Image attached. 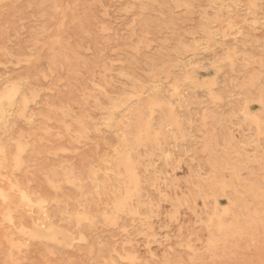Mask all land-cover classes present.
<instances>
[{"label": "rangeland", "instance_id": "rangeland-1", "mask_svg": "<svg viewBox=\"0 0 264 264\" xmlns=\"http://www.w3.org/2000/svg\"><path fill=\"white\" fill-rule=\"evenodd\" d=\"M0 62V97L10 118L0 119V142L24 143L30 170L100 174L125 135L139 172L153 184L140 220L96 227L93 248L105 251L101 258L71 241L69 230L55 258L32 244L18 264H264V0H0ZM10 88L17 95L8 104ZM132 109L138 110L133 118ZM60 111L74 116L71 125ZM135 122L149 128L138 133ZM139 137L144 146L136 145ZM87 183L57 190L61 205ZM53 204L46 220L52 224Z\"/></svg>", "mask_w": 264, "mask_h": 264}, {"label": "bare ground", "instance_id": "bare-ground-1", "mask_svg": "<svg viewBox=\"0 0 264 264\" xmlns=\"http://www.w3.org/2000/svg\"><path fill=\"white\" fill-rule=\"evenodd\" d=\"M135 1V0H134ZM133 2V1H132ZM129 3V2H128ZM154 3V2H152ZM182 3V1H181ZM256 3V2H255ZM225 4V3H224ZM183 6V5H182ZM228 6V5H227ZM195 7V6H194ZM218 7V6H217ZM222 7V6H221ZM188 9H190L189 7H187ZM248 8V7H247ZM255 8V7H254ZM192 10V9H191ZM253 10V9H252ZM106 11V10H105ZM194 11V10H193ZM208 14V13H207ZM225 16V15H224ZM205 17V16H204ZM211 17V16H210ZM260 17V16H259ZM213 18V16H212ZM220 18V17H219ZM219 20V19H218ZM224 21V20H223ZM253 21V20H252ZM225 22V21H224ZM231 22V21H230ZM244 23V22H243ZM222 24V22H221ZM248 24V23H247ZM246 24V25H247ZM250 24V23H249ZM214 25V24H213ZM228 25V24H227ZM232 25V24H231ZM252 25V24H251ZM201 28V27H200ZM205 29V28H204ZM207 29V28H206ZM143 30V29H142ZM150 30V29H149ZM145 31V30H144ZM239 31V30H238ZM257 32V30H255ZM146 32V31H145ZM219 32V31H218ZM259 32V30H258ZM255 33V32H254ZM142 34V33H141ZM257 34V33H256ZM195 35V34H194ZM230 36V35H229ZM226 37V36H225ZM142 38V37H141ZM179 38V37H178ZM224 38V37H223ZM258 38V36H257ZM177 41V40H176ZM182 41V40H181ZM180 41V42H181ZM185 44V43H184ZM221 44V43H220ZM260 44V43H259ZM191 45V44H190ZM194 45V44H193ZM199 45V44H198ZM216 45V44H215ZM179 47V46H178ZM197 48V47H196ZM200 49V48H198ZM212 49V48H211ZM197 50V49H196ZM138 51V50H137ZM186 51V50H185ZM8 53V52H7ZM4 54V53H3ZM2 54V55H3ZM227 55V54H226ZM233 55V54H232ZM11 56V55H10ZM243 56V55H242ZM192 57V56H191ZM234 57V56H233ZM6 58V57H5ZM4 58V59H5ZM12 58V57H11ZM10 58V59H11ZM226 59L229 60L228 57H225ZM3 59V61H5ZM30 59V58H29ZM225 59V60H226ZM240 59V58H239ZM218 60V59H217ZM242 60V59H241ZM227 61V60H226ZM220 62V61H219ZM237 62V61H236ZM1 63V62H0ZM3 63V62H2ZM179 63V62H178ZM237 64V63H236ZM2 65V64H1ZM9 65V64H8ZM4 67V65H3ZM106 67V66H105ZM238 67V66H237ZM222 68V66H221ZM220 68V69H221ZM177 70V69H176ZM185 70V69H184ZM52 71V70H50ZM110 71V70H109ZM35 72V71H34ZM134 74V73H133ZM192 74V73H191ZM239 74V73H238ZM1 75V74H0ZM45 75V74H44ZM94 75V74H93ZM120 76L122 75V73L119 74ZM10 76V75H9ZM95 76V75H94ZM123 76V75H122ZM2 77V76H1ZM7 77V76H6ZM127 77V76H125ZM3 78V77H2ZM1 78V80H2ZM8 78V77H7ZM47 78V77H46ZM129 78V77H128ZM133 78V77H131ZM94 79V78H93ZM109 79V78H108ZM121 79V78H120ZM125 79V78H124ZM225 79V77H224ZM132 80V79H131ZM134 80V79H133ZM242 80V79H241ZM194 81V80H193ZM5 82V81H4ZM206 82V80H205ZM12 83V82H10ZM9 83V85H10ZM178 83V82H177ZM197 83V82H196ZM195 83V84H196ZM95 84V83H94ZM205 84V83H204ZM92 85V84H91ZM214 85V83H213ZM93 86V85H92ZM95 86V85H94ZM12 87V85L10 86ZM15 87V86H14ZM198 87V86H197ZM195 87V88H197ZM207 87V85H206ZM211 87V86H210ZM260 87V86H259ZM18 88V87H16ZM15 88V89H16ZM95 88V87H93ZM124 88V87H123ZM130 88V87H129ZM158 88V87H157ZM203 88V87H201ZM7 89V88H6ZM10 88V92H11ZM14 89V88H13ZM12 89V90H13ZM33 89V88H32ZM100 89V88H98ZM151 89V88H150ZM19 90V89H18ZM46 91V89H44ZM212 90V89H211ZM5 91V90H4ZM39 91V90H38ZM41 91V90H40ZM152 91V90H151ZM198 92V90H196ZM210 91V88H209ZM1 92V91H0ZM6 92V91H5ZM104 92V91H103ZM123 92V91H122ZM144 92V91H143ZM154 92V90L152 91ZM174 92L175 89H174ZM201 92V91H199ZM212 92V91H211ZM9 93V92H6ZM5 93V94H6ZM13 93V94H12ZM12 96H5V99L8 104H10L9 102L12 101V97H15V95H17L16 91L13 90L12 91ZM36 95V92H34ZM40 93V92H39ZM150 93V91H149ZM214 93V92H213ZM3 94V95H5ZM30 94V93H28ZM127 94V93H126ZM154 94V93H151ZM166 94V93H165ZM171 94V93H170ZM169 94V95H170ZM178 94V93H177ZM218 94V93H217ZM40 95V94H38ZM131 95V94H130ZM136 95V94H135ZM133 97H136V96ZM148 95V94H147ZM145 94V96H147ZM156 95V94H155ZM161 95V94H160ZM159 95V97H160ZM209 95V94H208ZM224 95V94H223ZM126 96V95H125ZM142 96V95H141ZM144 96V95H143ZM171 96V95H170ZM212 97V95H209ZM209 96L208 99H209ZM23 97V96H22ZM218 97V96H217ZM3 97H0V119H2L5 123H7L8 118H9V110L7 108H5V106H3L2 103V99ZM17 98V97H16ZM24 98V97H23ZM32 98V97H31ZM36 98V97H35ZM113 98V97H112ZM128 98V97H126ZM141 98V97H140ZM161 98V97H160ZM239 98V97H238ZM2 99V100H1ZM19 99V98H18ZM17 99V100H18ZM33 99V98H32ZM37 99V98H36ZM35 99V100H36ZM96 99V98H95ZM129 99H131L129 97ZM135 99V98H134ZM137 99V97H136ZM216 99V100H215ZM212 99L211 101H218L219 102V98H215ZM15 100V99H14ZM34 100V101H35ZM40 100V99H39ZM128 100V99H127ZM133 100V99H132ZM150 100V99H149ZM163 100V99H162ZM260 100V98H259ZM27 101L26 98L25 100L23 99V102ZM33 101V102H34ZM37 101V100H36ZM96 101V100H95ZM41 102V101H39ZM84 102V101H83ZM178 102V101H177ZM224 102V101H223ZM247 102V101H246ZM28 103V102H26ZM24 103V104H26ZM30 103V102H29ZM38 103V102H37ZM42 103V102H41ZM93 103V102H92ZM98 104V99L97 102H95ZM220 103V102H219ZM258 103V102H257ZM5 104V103H4ZM7 104V105H8ZM13 104V103H12ZM17 104V101H16ZM19 104V103H18ZM17 104V105H18ZM21 104L22 101H21ZM20 104V105H21ZM97 104L96 107L93 106V111L94 107L97 108ZM103 104V103H101ZM100 101H99V105ZM120 104V103H119ZM246 105V103H244ZM262 104V103H261ZM15 105V104H14ZM28 105V104H27ZM25 105V106H27ZM92 105V104H91ZM98 105V106H99ZM153 105V104H152ZM169 105V103H168ZM9 106V105H8ZM13 106V105H12ZM50 106V104H49ZM46 104L47 108L49 107ZM55 106V105H54ZM53 106V107H54ZM105 105L103 104V106L101 108H103ZM154 106V105H153ZM249 106V105H248ZM10 107V106H9ZM20 107V106H19ZM22 107V106H21ZM20 107V108H21ZM28 107V106H27ZM52 107V105L50 106ZM49 107V108H50ZM64 107V106H63ZM246 107V106H245ZM244 107V108H245ZM18 108L16 111H19ZM24 108V105H23ZM26 108V107H25ZM24 108V109H25ZM99 108V107H98ZM114 108V107H113ZM149 108V106H148ZM13 109V108H12ZM11 109V110H12ZM16 109V107H15ZM14 109V110H15ZM24 109H23V114H24ZM30 109V108H28ZM68 109V107H67ZM104 109V108H103ZM169 109V108H168ZM173 109V108H172ZM22 110V109H21ZM26 110V109H25ZM57 110V106L56 109ZM62 110V109H60ZM149 110V109H148ZM161 110V109H160ZM171 110V109H169ZM48 111H52V110H48ZM54 111V109H53ZM63 111V110H62ZM66 111V109H65ZM70 111V110H69ZM68 111V115L69 113L71 114V112ZM98 111V110H97ZM103 111V110H102ZM126 111V110H125ZM27 112V111H26ZM30 112V111H29ZM64 112V111H63ZM63 112L60 111V114H62ZM83 112V111H82ZM96 112V111H95ZM127 112V111H126ZM171 112V111H170ZM203 112V111H202ZM20 113V112H19ZM39 113L38 111L36 112V115ZM67 113V112H65ZM63 113V117L64 120L68 121L69 120H73L72 118H74V116H71L69 118L66 117V114ZM99 113V112H98ZM111 113V112H110ZM131 116L132 118L134 116H136L138 114V110L137 109H132L131 110ZM150 113H152L150 111ZM245 113V112H244ZM11 114V113H10ZM14 114V113H13ZM12 114V115H13ZM27 114V113H26ZM30 114V113H29ZM32 114V113H31ZM35 114V112H34ZM43 112L41 113L40 116H42ZM56 114V113H55ZM65 114V115H64ZM84 114V113H82ZM240 114V113H239ZM16 115V113L14 114ZM46 115V114H45ZM54 115V114H52ZM85 115L87 116V113H85ZM95 115V114H94ZM102 114H100L99 116L101 117ZM111 115V114H110ZM20 116V115H19ZM27 116V115H25ZM31 115H28V121L31 122V120L33 119L32 117H30ZM32 116L34 117L35 115L32 114ZM62 116V115H61ZM70 116V115H69ZM83 115H81L82 117ZM89 116V115H88ZM106 116V115H104ZM11 117V116H10ZM13 117V116H12ZM21 117V116H20ZM32 118L30 120V118ZM43 117V116H42ZM47 117V116H46ZM85 117V116H84ZM92 117V116H91ZM113 117V115H111V118ZM243 117V116H242ZM19 118V117H17ZM24 118V116H23ZM48 118V117H47ZM50 118V116H49ZM66 118V119H65ZM71 118V119H70ZM80 118V117H79ZM87 118V117H86ZM97 118V117H96ZM106 118V117H105ZM110 118V116L108 117ZM203 118V117H202ZM10 119V118H9ZM12 119V118H11ZM16 119V118H15ZM22 119V118H20ZM34 118V121H36ZM42 119H46V118H42ZM81 119V118H80ZM85 119V118H84ZM83 119V120H84ZM90 120V118H88ZM100 119V118H99ZM104 119V118H103ZM118 119V118H115ZM125 119V118H124ZM150 119V117H149ZM201 119V118H200ZM243 119H245V115L243 117ZM242 119V120H243ZM255 119V118H254ZM253 119V120H254ZM23 120V119H22ZM75 120V119H74ZM77 120V117H76ZM87 120V119H86ZM88 120V121H89ZM96 121V119H93ZM92 120V121H93ZM105 120V119H104ZM107 120V119H106ZM105 120V121H106ZM202 120V119H201ZM246 120V119H245ZM17 121V119H16ZM24 121V120H23ZM33 121V122H34ZM65 121V122H66ZM81 121V120H78ZM98 121V119H97ZM101 122H103L102 120H100ZM98 121V122H100ZM110 121V120H109ZM112 121V120H111ZM135 121H137V118L135 117ZM141 121V120H140ZM255 121V120H254ZM259 121V120H258ZM11 122V121H10ZM15 122V121H14ZM13 122V123H14ZM25 122V121H24ZM48 122V120H47ZM53 120H52V124H53ZM64 122V123H65ZM70 124V121H68ZM91 122V120H90ZM100 122V123H101ZM119 122V121H117ZM246 122V121H245ZM248 122V121H247ZM12 123V122H11ZM12 123V124H13ZM18 125H20L21 121H18ZM38 123V122H37ZM61 125L64 123H62L60 121ZM72 123V121H71ZM75 123V122H74ZM77 123V122H76ZM96 123V122H95ZM100 123H97L95 125L100 126ZM114 123V122H113ZM223 123V122H222ZM26 124V123H24ZM32 125L34 123H31ZM39 124V123H38ZM67 124V123H66ZM79 124V123H77ZM93 124V122H92ZM104 124H106L104 122ZM144 124H146L144 122ZM256 124V123H255ZM11 125V124H10ZM17 125V124H15ZM27 125V124H26ZM24 125V126H26ZM32 125L30 127H32ZM71 125V124H70ZM75 125V124H74ZM84 124H82L83 126ZM94 125V126H95ZM116 124H114L115 126ZM149 124H146L144 127L142 125H140L139 123L135 122V131L138 133H141L140 131L144 130L146 131L149 126ZM23 126V125H22ZM28 126V125H27ZM45 126V125H44ZM65 126H68L65 125ZM64 126V128H65ZM47 128V126H45ZM61 127V126H60ZM73 127V126H71ZM80 127V125H79ZM77 127V130L78 128ZM92 127V126H91ZM102 127V126H101ZM111 127V126H110ZM1 128V126H0ZM6 128V127H4ZM15 128V127H14ZM18 128V126H17ZM29 128V127H28ZM98 129V127H96ZM100 128V127H99ZM103 128V127H102ZM107 128V127H106ZM109 128V127H108ZM107 128V129H108ZM187 128V127H186ZM3 129V127H2ZM19 129V128H18ZM50 129V128H48ZM56 129V128H54ZM68 129V128H66ZM82 131L84 129L81 128ZM86 129V128H85ZM84 129V130H85ZM91 129V128H90ZM96 129V130H97ZM154 129V128H153ZM191 129V128H190ZM204 129V128H203ZM22 130V128L20 129ZM53 130V128H52ZM61 130V128H60ZM64 130V129H63ZM76 130V131H77ZM100 130V129H99ZM112 130V129H111ZM150 132L152 131L151 129H149ZM24 131V130H22ZM67 131V130H66ZM72 131V130H71ZM75 131V132H76ZM81 131V130H80ZM48 132L45 131V133ZM53 132V131H52ZM51 132V133H52ZM62 132V130H61ZM74 132V133H75ZM87 135H88V130L86 131ZM84 132V133H86ZM153 132V131H152ZM50 133V131L48 132ZM77 135H79L78 131L76 132ZM83 132H81L82 134ZM157 133V132H155ZM6 134V133H5ZM25 134V133H24ZM58 134V131H57ZM57 134H55L57 136ZM63 134V132H62ZM61 134V136H62ZM80 134V135H81ZM90 134V132H89ZM92 134V133H91ZM112 134V133H111ZM154 134V133H153ZM203 134V133H201ZM1 135V134H0ZM44 135V133H43ZM65 135V133H64ZM63 135V136H64ZM71 134L67 135L69 136V138L73 137ZM76 135V134H74ZM76 135V138H77ZM84 135V134H83ZM83 136L86 138V136ZM96 135V134H95ZM155 135V134H154ZM258 135V134H257ZM256 135V137H257ZM261 135V134H260ZM259 135V136H260ZM47 136V135H46ZM60 136V137H61ZM62 136V138H63ZM66 136V135H65ZM117 136V135H116ZM75 137V136H74ZM73 137V138H74ZM81 137V136H78ZM187 137V136H186ZM250 137V136H249ZM255 137V136H254ZM32 138V137H31ZM38 138V137H37ZM48 138V137H47ZM72 138V139H73ZM146 138V137H145ZM197 138V137H196ZM195 138V139H196ZM259 138V137H258ZM257 138V140H258ZM2 139V138H0ZM5 139V138H4ZM20 139V138H19ZM43 139V138H42ZM71 139V140H72ZM78 139V138H77ZM74 140L79 142L78 140ZM83 139V138H81ZM88 138L84 139L85 141ZM92 139V138H91ZM45 140V139H44ZM150 140V139H149ZM175 140V139H174ZM28 141V140H27ZM49 141V140H48ZM52 141V140H50ZM170 141V140H169ZM201 141V140H200ZM217 141V140H216ZM17 142V141H16ZM15 142V144H16ZM43 142V141H42ZM68 143V141H66ZM72 142V141H71ZM91 142V141H90ZM176 142V141H175ZM247 142V141H246ZM259 142V141H258ZM31 143V142H30ZM46 143V141H45ZM48 143V142H47ZM52 143V142H51ZM50 143V144H51ZM65 143V142H63ZM66 143V144H67ZM76 143V142H75ZM211 143V142H210ZM13 144V142H12ZM24 143H19L18 140V144L14 145V147H11V144L8 140H4L2 142H0V264H18V262L24 257L25 252L28 251V249L30 248V246L32 244H38L39 246H41V248L44 250V252L46 253V255L50 256L53 255V257L55 256L54 254L56 253L55 250H59V247L61 244L64 243V235L68 234V232H70L69 230H72V234L69 235L70 236V240H77L79 242L83 243V246L85 248V250L90 253L91 255H95V257H99L101 258L102 253H104L105 251H101V250H94V238H93V232L96 230L97 226H105V227H116V228H122V222L128 221V222H136L138 219L140 220L139 217H141V210L142 208L147 204V195H146V190L149 186L153 185L152 184V180L150 179V177L146 176V175H142L139 172V160L138 159H133L129 153V150H127L128 147V139L127 136H122L120 139V148L117 149L115 151V158L110 160L107 163H104L102 170L99 173H95L93 172V170H86L84 172L81 173V175H76L74 174V169L72 167H49L46 172L45 170L43 171V173H39L36 171H32L29 169L28 164L26 163V161L23 159V153H24ZM41 144V143H40ZM54 144V142L52 143ZM78 143H76L77 145ZM111 144V143H110ZM205 144V143H204ZM247 144V143H246ZM113 145V144H112ZM115 145V144H114ZM136 145L137 146H144L145 145V140L143 138H137L136 140ZM199 145V144H198ZM240 145V142H239ZM255 145V144H254ZM46 146V145H45ZM59 146V145H58ZM62 146V144L60 145ZM171 146V145H170ZM241 146V145H240ZM245 146V145H243ZM248 145H246L247 149L249 148ZM64 147V146H63ZM87 147V146H86ZM96 147V146H95ZM119 147V146H118ZM201 147V145H200ZM221 147V146H219ZM27 148V147H26ZM59 148V147H58ZM69 148V147H67ZM195 148V147H194ZM203 148V146H202ZM251 148V147H250ZM43 149V148H42ZM63 149V148H62ZM72 149V148H70ZM77 149V148H75ZM84 149V148H83ZM114 149V148H113ZM112 149V150H113ZM130 149V147H129ZM223 149V147H222ZM228 149V148H227ZM27 150V149H26ZM46 150V148L44 149V151ZM48 150V148H47ZM56 150V149H55ZM61 150V149H60ZM66 150V149H65ZM63 149V151H65ZM81 150V149H80ZM258 150V149H257ZM261 150V148H260ZM51 151V150H50ZM54 151V149L52 150ZM58 151V150H57ZM63 151H59V152H63ZM67 151V150H66ZM105 151V150H103ZM133 151V149H132ZM242 151V150H241ZM244 151V150H243ZM250 151V149H249ZM254 151V150H253ZM70 152V151H68ZM67 152V153H68ZM79 152V151H78ZM97 152V151H96ZM240 152V151H239ZM248 152V151H247ZM245 151V153H247ZM45 153V152H44ZM53 153V152H50ZM134 153V152H133ZM132 153V154H133ZM206 153V151H205ZM255 153V152H254ZM254 153L252 155H254ZM57 154V152H56ZM69 154V153H68ZM75 154V153H73ZM100 154V153H99ZM155 154V153H154ZM243 153H241L242 156ZM55 155V152H54ZM53 155V156H54ZM162 155V154H161ZM167 155V154H165ZM164 155V157H165ZM177 155V154H176ZM249 155V154H248ZM52 156V157H53ZM100 156V155H99ZM137 156V155H136ZM232 156V155H231ZM245 156V154H244ZM32 157V156H31ZM88 157V156H87ZM160 157V156H159ZM236 157V156H235ZM252 157V156H251ZM249 157V158H251ZM166 158V157H165ZM238 158V156H237ZM240 158V157H239ZM248 158V157H247ZM248 158V161H250ZM246 158L243 157L242 160H244ZM254 159V158H253ZM252 159V160H253ZM256 159V158H255ZM261 159V158H260ZM164 160V159H163ZM171 160V159H170ZM262 160V159H261ZM31 161V160H30ZM42 161V159H41ZM47 161V160H46ZM49 161V160H48ZM213 161V160H212ZM257 161V160H256ZM214 162V161H213ZM239 162V161H238ZM246 162V161H245ZM255 162V161H254ZM35 163V162H34ZM79 163V162H78ZM166 163V162H165ZM257 164V163H256ZM32 165V164H31ZM63 165V164H62ZM67 165V164H66ZM83 165V163H82ZM89 166L92 165V163L87 164ZM244 165V164H243ZM84 166V165H83ZM212 166V164H211ZM80 168V167H79ZM82 168V166H81ZM84 168V167H83ZM88 168V167H87ZM93 168V167H92ZM215 168V167H214ZM237 168V167H236ZM86 169V168H85ZM169 169V168H168ZM227 169V168H225ZM224 169V171H225ZM234 170V169H233ZM238 170V169H237ZM159 171V170H158ZM217 171V169H216ZM156 172V171H155ZM241 172V171H240ZM239 172V173H240ZM18 173V175H17ZM232 173V172H231ZM248 173V171H247ZM99 175L98 177L96 175ZM235 174V173H234ZM238 174V173H237ZM241 174V173H240ZM239 176V175H238ZM236 178V177H235ZM212 179V178H210ZM82 182V181H87V185L85 186V188L80 191L78 193V195H76L75 198H72L70 201H67L68 206H63L61 205L62 203H60L61 199L59 198L60 195L57 194V190H60L65 184L70 185L74 182ZM255 181V180H254ZM264 181V180H263ZM30 182H34L37 185V188H33L30 184ZM226 182V181H225ZM258 182V181H257ZM254 183V182H253ZM77 184V183H75ZM224 184V183H223ZM239 184V181L238 183ZM67 185V186H68ZM198 185V184H197ZM217 185V184H216ZM250 185V184H249ZM261 185V184H260ZM72 186V185H71ZM155 186V185H154ZM70 187V186H69ZM74 188V186H72ZM76 187V186H75ZM83 187V186H82ZM81 187V188H82ZM221 187V186H220ZM226 187V186H224ZM246 187V186H245ZM152 188V187H151ZM216 188V187H215ZM257 189V188H256ZM261 189V188H260ZM79 191V189H77ZM221 190V189H220ZM255 190V189H254ZM66 191V190H65ZM243 191V190H242ZM60 192V191H59ZM71 193V192H70ZM214 193V192H212ZM257 193V192H256ZM261 193V192H260ZM68 195V194H67ZM162 196V195H161ZM235 196V195H234ZM261 196V195H260ZM220 197V196H219ZM225 197V196H224ZM207 197H205L206 199ZM218 198V195H217ZM222 198V197H221ZM232 198V197H230ZM256 198V197H255ZM204 199V200H205ZM214 199V198H213ZM238 199V198H237ZM164 200V199H163ZM201 200V199H200ZM216 200V199H214ZM250 200V199H249ZM263 200V199H262ZM231 201V200H230ZM51 203H54L53 205V217L56 218L57 221H59L62 226L58 225L55 226L56 222L54 224L52 223H47L46 220L48 218L47 216V207H49V205ZM203 203V202H202ZM201 203V205H202ZM215 203V202H214ZM229 203V202H228ZM244 203V202H243ZM196 204V203H195ZM241 204V203H239ZM181 205V204H180ZM220 205V203H219ZM232 205V204H231ZM233 206V205H232ZM216 206H214L215 209ZM219 207V206H218ZM230 207V206H229ZM228 207V208H229ZM250 207V206H249ZM255 207V206H254ZM223 208V207H222ZM226 208V207H225ZM236 209V208H235ZM193 210V209H192ZM224 209H221V211H223ZM240 210V209H239ZM226 211V210H225ZM256 212V211H255ZM222 213V212H221ZM228 213V210H227ZM206 214V213H205ZM226 214V213H225ZM223 213V215H225ZM256 214V213H255ZM151 215V214H150ZM235 215V214H234ZM251 215V214H250ZM153 216V215H152ZM146 217V216H145ZM146 219V218H145ZM198 219V218H197ZM207 219V218H206ZM233 219V218H232ZM248 219V218H247ZM208 220V219H207ZM206 221V220H205ZM210 221V219H209ZM51 222V221H50ZM258 222V221H257ZM208 223V222H207ZM222 223V222H221ZM260 223V222H258ZM42 224H44V226H41ZM209 224V223H208ZM215 224V223H214ZM220 224V221H219ZM238 224V223H237ZM231 225V224H230ZM249 225V224H248ZM215 226V225H214ZM220 226V225H219ZM218 226V227H219ZM228 226V225H227ZM217 227V226H216ZM225 227V226H224ZM230 227V226H229ZM259 228V227H258ZM124 229V228H123ZM121 229V231L123 230ZM151 229V227H150ZM217 229V228H216ZM219 229V228H218ZM232 229V228H231ZM240 231V230H239ZM122 232H125L124 230ZM151 232V230H150ZM208 233V232H207ZM251 234V233H250ZM74 235V237L72 236ZM219 235V234H218ZM92 237V238H91ZM152 237V236H151ZM89 238V240H88ZM239 239V238H238ZM113 240V239H112ZM207 240V239H206ZM126 241V240H125ZM76 242V241H75ZM73 243V242H72ZM72 243L70 244V246L72 245ZM129 243V242H128ZM208 243V241H207ZM212 242H210L211 245ZM209 244V243H208ZM128 245V244H126ZM99 246V245H98ZM123 246V244H122ZM179 246H181V244H179ZM68 247V246H67ZM100 247V246H99ZM223 247V246H222ZM69 248V247H68ZM71 248V247H70ZM186 248V247H185ZM190 249V248H189ZM74 250V249H73ZM113 250V249H112ZM188 250V248H187ZM214 250V249H213ZM69 251V250H68ZM71 251V249H70ZM192 251V250H191ZM73 252V251H72ZM94 252L96 254H94ZM109 252V251H108ZM113 252V251H112ZM210 252V251H209ZM70 253V252H69ZM115 253V252H114ZM113 253V254H114ZM223 253V252H222ZM116 254V253H115ZM126 254V253H124ZM118 255V254H116ZM133 255V254H132ZM117 257V256H116ZM121 257V256H119ZM127 257H130L129 255ZM55 258V257H54ZM53 258V259H54ZM109 259H112L111 255L108 256ZM131 258V257H130ZM51 258V260H53ZM57 259V257H56ZM114 259V258H113ZM125 259V257H124ZM123 259V260H124ZM129 259V258H128ZM128 259H125L126 261ZM55 260V259H54ZM53 260V261H54ZM103 260V259H102ZM121 260V258L119 259ZM124 260V261H125ZM116 261V260H114ZM122 261V262H124ZM130 261V260H129ZM59 262V261H58ZM62 262V261H61ZM104 262V260H103ZM108 262V260H107ZM106 262V263H107ZM52 263V262H51ZM111 263V261H110ZM130 263V262H129ZM179 263V262H178ZM124 264V263H123Z\"/></svg>", "mask_w": 264, "mask_h": 264}]
</instances>
